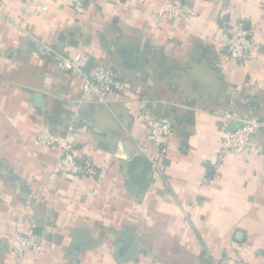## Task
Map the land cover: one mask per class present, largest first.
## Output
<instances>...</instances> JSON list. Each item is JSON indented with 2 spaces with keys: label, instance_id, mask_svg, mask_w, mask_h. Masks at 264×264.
Segmentation results:
<instances>
[{
  "label": "crops",
  "instance_id": "0c3cea01",
  "mask_svg": "<svg viewBox=\"0 0 264 264\" xmlns=\"http://www.w3.org/2000/svg\"><path fill=\"white\" fill-rule=\"evenodd\" d=\"M38 1L48 9L0 4V264L13 263L18 223L44 244L32 264H211L226 253L264 264V0ZM166 1L197 15L159 22ZM237 20L260 44L247 64L219 46ZM51 50L115 69L126 89L97 103ZM144 107L174 123L160 170ZM247 117L262 123V152L228 156L210 182L225 131ZM49 135L96 174L52 179L60 151L34 144Z\"/></svg>",
  "mask_w": 264,
  "mask_h": 264
},
{
  "label": "built area",
  "instance_id": "2783aa9c",
  "mask_svg": "<svg viewBox=\"0 0 264 264\" xmlns=\"http://www.w3.org/2000/svg\"><path fill=\"white\" fill-rule=\"evenodd\" d=\"M24 4L26 8L36 4L40 10L48 7L38 0H15ZM77 4L89 0H74ZM4 0H0V4ZM197 15L196 5L182 2L166 1L156 11V19L165 21H187ZM221 52L239 64H247L257 57L260 44L253 39L244 20L225 23L219 35ZM56 67L59 71L74 74L81 80L83 90L99 104H108L111 96L117 91H124L126 84L120 83L118 73L112 68L88 66L81 53L63 55L51 50ZM229 117V116H228ZM139 121L148 129V141L154 147V153L147 155L155 170H160L162 161L168 154V139L174 123L169 118L152 116L148 107H144L139 115ZM262 123L258 118L247 117L240 120L236 129H227L223 135L221 147L214 161L215 174L210 179L214 182L225 167L226 159L232 156L242 161L262 152L258 133ZM39 147L60 151V157L50 173L52 179L66 180L71 177H88L95 175L97 170L91 159L78 160L75 145L72 142L58 139L56 136H39L34 140ZM35 226L24 228L21 223L16 225L15 235L10 245L12 264H32L29 257L36 256L44 250L41 238L35 233ZM211 264H244L241 256L235 254H218Z\"/></svg>",
  "mask_w": 264,
  "mask_h": 264
},
{
  "label": "water",
  "instance_id": "95a60500",
  "mask_svg": "<svg viewBox=\"0 0 264 264\" xmlns=\"http://www.w3.org/2000/svg\"><path fill=\"white\" fill-rule=\"evenodd\" d=\"M41 99H42V98H39V97H38V98H36V100H38V101H41Z\"/></svg>",
  "mask_w": 264,
  "mask_h": 264
}]
</instances>
